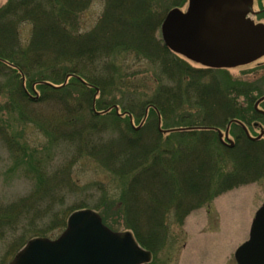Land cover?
I'll list each match as a JSON object with an SVG mask.
<instances>
[{"label":"trees","instance_id":"16d2710c","mask_svg":"<svg viewBox=\"0 0 264 264\" xmlns=\"http://www.w3.org/2000/svg\"><path fill=\"white\" fill-rule=\"evenodd\" d=\"M91 1L7 0L0 7V141L15 165L34 173L29 194L0 205L9 257L29 237L62 231L80 208L112 227L118 218L108 208L116 207L124 229L155 252L167 236L168 210L182 224V214L264 175V136L248 138L242 127L250 133L264 123V73L226 83L225 69L192 67L164 46L163 16L185 0H102L94 25L79 32L78 15ZM25 23L30 33L20 43ZM128 56L155 67L146 97L128 82ZM131 119L141 123L137 130ZM28 124L42 135L39 146L18 141ZM226 126L231 147L217 135ZM61 149L70 157L52 170L50 154ZM81 159L98 165L107 182L92 183L90 204L59 212L54 199L73 191L69 173Z\"/></svg>","mask_w":264,"mask_h":264},{"label":"rangeland","instance_id":"374dc122","mask_svg":"<svg viewBox=\"0 0 264 264\" xmlns=\"http://www.w3.org/2000/svg\"><path fill=\"white\" fill-rule=\"evenodd\" d=\"M6 1L0 0V7ZM252 2V10L258 12L249 15L247 18L252 23L259 22L264 25V0H252ZM187 4L188 2L185 0L178 7L181 10H185ZM102 10L103 1L92 0L88 8L78 15L80 22L79 32L91 29ZM29 33L30 25L28 23L18 26L20 43L27 41ZM188 63L193 67H199L193 62ZM124 66H128L129 68L126 71L129 79L128 82L138 86L135 92L136 95L146 97L151 94L155 84L151 82L152 78L150 77H152L155 67L144 61L132 62L129 56ZM224 72L227 74L226 76L223 74L219 76L222 79L224 77L226 83L229 80L233 81V79L244 82L258 79L264 73V54L242 66L225 69ZM119 96L117 97L119 98ZM239 102H242V98L239 99ZM131 122V125L136 130L141 126V123L138 124L134 120ZM28 125L29 128L25 129L23 135L17 137L18 141L22 142L26 140L30 145L39 146L44 141L42 135L36 131L34 124ZM259 127L251 131L250 134H258L260 131ZM158 128L162 131L160 127ZM221 130L223 132V128ZM229 139L232 140L233 137L229 135ZM10 155L7 147L0 141V205L9 204L29 194L34 181L32 178L34 173H27L26 175L24 164L19 163V166L15 165ZM50 157H52L50 165L53 170L56 166H60L61 162L65 163L70 156L68 150L61 149L56 151V153H51ZM70 171L71 179L77 185L73 187L72 192L64 193L62 199H54L55 205H58L55 206V209H58L59 212L68 211L71 204L79 203L80 200H85L90 204L91 200L89 198H92V194H97L92 183L97 181L107 182V177L103 174L104 171L98 165L86 159L78 161L77 164L72 166ZM57 197L56 195L55 198ZM262 203H264V175L253 182L214 196L208 203L182 214L185 215L182 219V224L175 221L178 213L174 210H168L166 212L167 236L163 246L159 250L151 252L135 240L138 245L150 252L149 261L143 264H236L233 252L247 238L249 226L255 212ZM43 207L44 203H40L39 208ZM93 211L100 215L96 210ZM108 212L110 216L118 219L117 224L111 225L112 227L107 226L115 231H124V223H122L120 211H117L116 207H110L108 208ZM20 233L18 228L16 236H19ZM60 233L61 231L54 230L50 234L51 236L46 238L55 239ZM10 248L9 239L0 235V264H8L15 255L9 257L6 254V251Z\"/></svg>","mask_w":264,"mask_h":264},{"label":"water","instance_id":"95a60500","mask_svg":"<svg viewBox=\"0 0 264 264\" xmlns=\"http://www.w3.org/2000/svg\"><path fill=\"white\" fill-rule=\"evenodd\" d=\"M251 5L252 0H188L185 12L167 11L161 39L164 46L209 67L245 64L264 54V25L246 18ZM249 227L248 239L234 250L236 264H264V203ZM149 259L150 252L131 232L109 229L98 213L84 208L68 215L55 239L29 238L9 264H143Z\"/></svg>","mask_w":264,"mask_h":264}]
</instances>
